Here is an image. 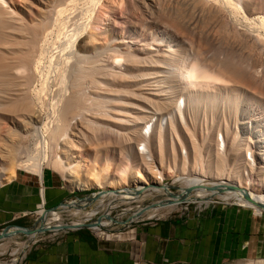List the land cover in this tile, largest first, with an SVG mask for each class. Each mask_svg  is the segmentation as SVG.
<instances>
[{
  "label": "bare ground",
  "instance_id": "6f19581e",
  "mask_svg": "<svg viewBox=\"0 0 264 264\" xmlns=\"http://www.w3.org/2000/svg\"><path fill=\"white\" fill-rule=\"evenodd\" d=\"M235 46L236 55L228 50ZM153 81L168 82L169 90ZM47 108L63 141L54 160L37 158L33 172L40 174L46 160L56 171L62 167L71 189L108 191L91 202L100 207L90 209L89 219L110 192L147 180L137 166L157 183L164 170H172L180 185L206 191L168 190L163 199L132 210L144 217L189 202L203 209L215 197L241 196L245 206L264 211V194L253 192L250 177L264 168V0H0V123L16 124L18 138L38 135L46 143L44 131L54 130L42 121ZM90 139L105 155L96 152L89 165L81 146ZM3 142L0 184L14 176L16 149H23ZM251 142L257 143L253 149ZM182 175L187 179L180 181ZM115 193L128 200L145 195ZM109 205L103 213L108 218ZM76 207L65 204L62 210ZM39 214L54 225L61 221L60 211Z\"/></svg>",
  "mask_w": 264,
  "mask_h": 264
},
{
  "label": "crops",
  "instance_id": "0c3cea01",
  "mask_svg": "<svg viewBox=\"0 0 264 264\" xmlns=\"http://www.w3.org/2000/svg\"><path fill=\"white\" fill-rule=\"evenodd\" d=\"M6 182L0 184V227L40 204L50 208L76 197L50 167L40 174L17 168ZM17 264H264V213L215 203L100 238L78 227L36 242Z\"/></svg>",
  "mask_w": 264,
  "mask_h": 264
},
{
  "label": "rangeland",
  "instance_id": "374dc122",
  "mask_svg": "<svg viewBox=\"0 0 264 264\" xmlns=\"http://www.w3.org/2000/svg\"><path fill=\"white\" fill-rule=\"evenodd\" d=\"M10 1L11 2L13 1V2H15L17 4H23V2H24V0H10ZM223 33H224V31H223ZM220 34L222 35V33H220ZM224 36H226V34ZM48 41H51V38H49ZM238 47L239 46H237V47L235 46L232 49H228V50H231V52H232V50L234 52L235 51L238 52V50H239ZM228 48H230V47H228ZM234 52H232V54ZM240 53H242L241 49H240V52L237 53V54H239V56H240ZM234 55H236V52H235ZM242 55H241V57H242ZM235 57L233 56L232 58H234V60L237 59L239 61V57H237V58H235ZM243 58H244V61H245V59H246L245 57H242L240 60H242ZM247 62H245L244 64H247ZM52 63H53L52 62V54L48 53V58H47V65H48L47 69L48 70L52 69ZM183 67L184 66L182 65L181 68H180L181 72H184V71H182ZM184 68L186 69V66ZM159 82L160 83L155 81L156 84L158 83L160 85L161 84L164 85V82L166 83V81H159ZM161 82H163V83H161ZM184 82H186V81H183V83L182 82L180 83V81H179V83L182 84V85L183 84H187V83H184ZM36 83L33 82V84L35 85V88H38L39 84H38V82H36ZM153 83H154V81L151 84L153 86L154 85L156 86V84L155 83L153 84ZM230 83H233V82L230 81ZM167 84H168V82L165 85H167ZM209 84L212 85L211 82H209ZM165 85L163 87V92L165 90H167V89L169 90L168 86H165ZM215 85H217V84H215ZM167 91H165V92H167ZM51 95H52V92L50 93V95L48 94L46 96L50 97ZM45 111L46 112H42V117L44 118V119L42 118L43 119L42 121L43 122L47 121L48 123L50 121V125H52V127L54 128L53 133H51L52 131H50V130H48V131L46 130L47 132L44 131V134L45 133L46 134L43 137L44 138L47 137L45 139L46 143H43V140L39 139L38 135H32L33 137L30 136V138L28 136V138L25 137V139L24 138H18V136H19L18 135L19 128L16 126V124H13V123H11V122H9L7 120L1 121V123H0V148H1V144H2L3 141L4 142L7 141V142H10V143H12V141H13V144H15V145H17V144L19 145L20 144L19 146L23 147V149L22 148L21 149H16V153L17 154H16V157H15L16 161L14 160L15 166L13 164L14 167L23 168L25 170H28L27 167H29V171H33L34 168H35L34 164L37 163V161H38L37 158L41 154H45L46 158H49V160H54L56 155L59 153V146L62 143L61 141H63V139L61 138L62 135H60L61 134V129H59L58 127H55L56 123L55 122L53 123L55 118H53L54 114L51 115V109L47 108ZM12 129L15 130L14 133H13V131H12V133H9ZM8 130H10V131L8 132ZM15 132H17V136H16ZM74 137L76 139V141L74 143L79 145L80 136L77 135V134H74ZM18 139L20 140V142H19ZM22 139H24V140H22ZM28 139L29 140L31 139L30 141H36L35 145L30 143ZM27 140H28V142L30 144H28ZM90 140H89V142L87 141V143H84L81 146L82 147L81 153L83 154V156L86 159H88V160L85 159V161H87V163L89 165L91 163L90 162L91 157L94 156L96 154V152H97V155L99 157L105 155V152L103 150L95 149L97 144L94 142V140L93 141L91 140L92 143H90ZM21 142L24 143L23 145L25 147L22 145ZM93 142L95 143L96 146H94ZM141 146H142V141L138 143L137 148H140ZM181 151H182V149H181ZM139 152H141V151H139ZM22 153H24V154H22ZM0 154H1V152H0ZM90 154H91V156H89ZM23 157L27 158L26 163L24 162ZM119 159H120V157L118 156V154H115L113 161L116 163V162L119 161ZM21 160H23L22 163H25V166H23V167L21 165L22 163H20ZM46 163H47V161L45 160L43 162L44 167H49L48 163L47 164ZM154 165L155 166L156 165L159 166V163L156 161ZM137 167L138 168L140 167V170H141L142 174L143 175L145 174L144 175L145 179L147 178V180H149L150 182H148L147 180H143L144 179L143 178L142 181H144V182H140V183H138L135 186H128V187H126L124 189L117 190V191H119V192H121L123 194H130V193L136 194V195L145 194L143 197L141 196L140 198H137L135 200H128L129 199L128 195H123L122 196V195H119L118 193H115L117 191H115V192L112 191L103 199L102 202L104 203L103 204L104 206L101 207V211H99L97 214H95V216L93 218H91V219L88 218V216L92 213V211L90 209L94 208L95 205L97 207H100L98 202L91 203L87 207H85V206L84 207L83 206H77L76 209H78V208H80V209L77 210L76 212H75L74 209L71 210L72 212L69 211V210L60 211L61 215H58V216H60V218H61L60 220L61 221L59 223H56L55 225H54V221H53L52 224L55 227H53V228L51 227V229L53 230V229L61 228V227H63L65 225V223H68V224L72 225L73 227H76L77 225H82V224L88 223L90 226H93V227L97 226V227H101V228H106L108 226V224H110V220L107 219L108 217L105 218L104 217L105 215L103 216V213H104L105 209L108 208V204L112 205V207L108 210V214L110 215L111 219L114 220V222H116V221H125V220H128L127 216L129 214H131L130 211H132L133 209H136L138 206L142 205L143 207H145V206H148V205L152 204L153 202H155L157 200L163 199L164 196H162V195H164V193L168 192V190L173 191L174 194L176 193V194H179V195H184V194H187V193L192 192V191L197 193V194H204L206 192L205 191V187H202L201 185H199V186L190 185V184L180 185L178 182H176V178L177 177L176 178L174 177L175 176L174 175V171H172V170H169V171L164 170L165 177H164V180L160 184V183H157L155 181L154 177H152L153 175L151 176L150 173H148V174L146 173V172H148V170H146V172H145L144 170H142L141 166H137ZM56 168H57L58 173L60 175L62 174L61 176H63L62 178L64 179L65 178L64 177V173L65 172H64V170L61 169L62 167L57 165ZM193 177H194V179L196 181L198 180V175L195 174ZM178 178H179L180 181H182V180H186L187 176L186 175H182V176H178ZM201 178H203V180L205 179L203 181V183L205 185L214 184V181L211 178H206V177L205 178L201 177ZM152 179H154V180L151 181ZM64 182H65V185L76 195V197L85 196V195L90 194L92 192H96L98 190H103V189H100V188H97V187H90V188H86V189H71L69 183L66 180H64ZM106 193H108V191L105 190L104 193H102L101 195H105ZM101 195H99V196H101ZM112 197H115L116 199H113ZM73 198H75V197H73ZM73 198H71V199H73ZM241 198H242L241 196H238L235 199L234 198H230L229 201H231V202L232 201L240 202ZM215 200L219 201L217 203H224L221 199H219V200L215 199ZM114 204H117V205L115 206ZM174 204H175V202L171 203V205H174ZM186 205H187V207H186ZM66 206H67V204H66ZM199 208H200V206H198V204H196L194 202L182 203L181 208L176 209L175 212L173 210V211H170L169 213H165L162 216H159V215L157 216L156 215L155 217H160L161 218V217L176 216V215H179L181 212H184L186 210H190V209H196L197 210ZM132 213L134 215L136 214L133 211H132ZM101 216H103L104 218H99V220L95 223L96 218L97 217H101ZM33 219H34L33 216L32 217L29 216V217L23 218L21 221H23L24 224L23 225L19 224V225L26 226V227H31L33 225ZM14 224H18V223H14ZM3 227H5V226H3ZM3 227H0V231H1V229ZM16 229H17L16 227H10L9 231L16 230ZM8 233H10V232H8ZM57 234H60V232L59 233L58 232H56V233H53V232L43 233V232H41V233H38V235L34 238V237H32L30 235H27V234H24V233H15L13 235H8L6 237L1 238L0 239V263L1 262H5V261H10L13 258L20 257L22 254H23L22 256H24V254L29 249H31L33 247V245L36 244V242H38L40 240L42 241L44 239H47L50 236L53 237V236H55Z\"/></svg>",
  "mask_w": 264,
  "mask_h": 264
},
{
  "label": "built area",
  "instance_id": "2783aa9c",
  "mask_svg": "<svg viewBox=\"0 0 264 264\" xmlns=\"http://www.w3.org/2000/svg\"><path fill=\"white\" fill-rule=\"evenodd\" d=\"M251 122V121H250ZM250 124V123H249ZM253 125H254V123H253ZM250 132H254V131H250ZM218 137H221V133H218ZM252 141V140H251ZM251 144H252V149L255 147V145H257V143H255V142H251ZM251 149V150H252ZM250 150V149H249ZM248 150V151H249ZM249 153L250 152H247V154H246V156H249ZM250 177L251 178H253V180L255 181V185H253L252 186V188H254L253 189V192L255 193V194H259V192H263V194H264V168L262 169V171H261V173H259V175L258 176H256V174H251L250 175ZM215 199H218L219 200V198H217V197H215L213 200V202L211 203V204H215V203H217V202H219V201H217V200H215ZM230 200V199H229ZM229 200H222L224 203H226V204H235V205H237V206H240V207H247V208H249V206H245L244 204H243V202H238V201H229ZM186 207H187V205H186ZM199 209H201V208H199ZM249 209H251V208H249ZM254 213H256L257 215H262L263 213H264V211L262 210V211H259V212H256V211H254L253 209H251ZM40 211H46V208L44 207V205L43 204H40V205H38V207L34 210V211H29V212H22V213H20L17 217L18 218H26V217H29V216H33V222H34V220H36V219H38L39 217H37V216H39L40 214H39V212ZM130 213L131 214H129L127 217V219L128 220H125V221H116V222H114V220H112L111 219V217H110V215H109V218H107V219H109L110 220V224H108V226L106 227V228H101V227H97V226H95V227H93V226H89V227H87L88 229H90V231L96 236V237H98V238H100V237H103L104 235H107V234H111V233H113V232H115V231H120V230H123V229H126V228H129V227H131V226H134V225H140V224H145V223H150V222H154L155 220H157V219H159L160 217H144V214L142 213V214H136V217L135 218H132L133 216H134V214L132 213V211H130ZM104 216V215H103ZM101 216L100 218H106V216ZM37 217V218H36ZM47 218H49V215L47 216ZM98 218V217H97ZM96 218V219H97ZM53 221H50V219H48V221H47V219L44 221V225L46 226V225H49V224H51ZM134 224V225H133ZM53 225V224H52ZM59 232H62V231H58V233ZM53 233H56V232H53ZM22 258V257H21ZM21 258H19L18 260H16V261H13V260H10V261H5V262H1L0 264H17L19 261H20V259Z\"/></svg>",
  "mask_w": 264,
  "mask_h": 264
},
{
  "label": "water",
  "instance_id": "95a60500",
  "mask_svg": "<svg viewBox=\"0 0 264 264\" xmlns=\"http://www.w3.org/2000/svg\"><path fill=\"white\" fill-rule=\"evenodd\" d=\"M102 193H104L103 190H98L96 192H92L90 194H87L85 196H81V197H75L73 199L64 201L54 207H50V208H46V211L51 212V211H62V206L67 204L70 206V204L76 205V206H85L87 207L89 205V203L93 202V200H95L99 195H101ZM81 201H85L84 204L81 203ZM262 208L264 209V205H262ZM138 215V214H137ZM40 218V217H39ZM36 219L33 222V225L31 227H26V226H22L19 224H10L7 225L5 227H3L0 231V238L6 237L9 235L8 230L10 229V227H16V233H24L27 235H38V233H46V232H52L51 227H55L53 225H51V227H45L44 225H42V223H44L43 219ZM100 217H98L96 219L95 222H97L99 220ZM41 224V225H40ZM89 227L90 225L88 223L82 224V225H77L76 227H73L72 225L65 223V225L61 228L58 229V231H64V230H69V229H75L78 227ZM57 231V232H58ZM36 233V234H34Z\"/></svg>",
  "mask_w": 264,
  "mask_h": 264
},
{
  "label": "trees",
  "instance_id": "16d2710c",
  "mask_svg": "<svg viewBox=\"0 0 264 264\" xmlns=\"http://www.w3.org/2000/svg\"><path fill=\"white\" fill-rule=\"evenodd\" d=\"M16 223L22 224V225L24 224L23 221H21V220L20 221H17Z\"/></svg>",
  "mask_w": 264,
  "mask_h": 264
}]
</instances>
